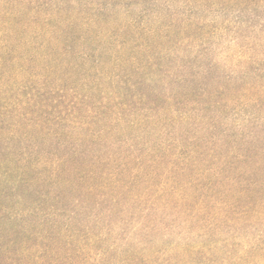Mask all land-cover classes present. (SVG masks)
Listing matches in <instances>:
<instances>
[{
	"label": "trees",
	"instance_id": "16d2710c",
	"mask_svg": "<svg viewBox=\"0 0 264 264\" xmlns=\"http://www.w3.org/2000/svg\"><path fill=\"white\" fill-rule=\"evenodd\" d=\"M176 1L199 21L182 19L187 9L181 12L175 0H143L146 31L133 15L124 14V25L111 24L122 9L112 13L110 0L84 6L75 0L80 8H71L69 0H0V149L20 171L0 173V264H157L130 250L146 246V237L188 224L190 231L212 228L200 240L213 231L251 227L252 221L264 224V182L257 173L230 177L225 170L234 160L225 168L226 161L208 164L220 160L225 146L232 154L233 137L257 139L256 127L245 134L225 130L222 101L214 100L223 96L218 90L210 101H196L191 92L183 95L179 82L181 90L171 91L162 107L157 94L141 92L145 83L156 87L154 74L172 84L174 77L190 79L188 71L205 53L199 49L219 34L207 15L241 11L238 6L251 0ZM188 30L192 36L184 38ZM248 40L251 49L261 46L260 39ZM172 52L176 75L161 68ZM39 135L53 155L36 157L50 171L25 173L33 153L21 150L14 157L7 141L29 139L38 151L32 138ZM130 138L135 143L122 149ZM209 209L221 225L209 219ZM168 217L170 226L164 224ZM203 244L183 250L176 261L182 255L186 264L216 261L201 253ZM212 264H264L263 237L237 257L228 253Z\"/></svg>",
	"mask_w": 264,
	"mask_h": 264
},
{
	"label": "rangeland",
	"instance_id": "374dc122",
	"mask_svg": "<svg viewBox=\"0 0 264 264\" xmlns=\"http://www.w3.org/2000/svg\"><path fill=\"white\" fill-rule=\"evenodd\" d=\"M69 1L71 3V8H80L81 5L84 6L95 2L102 3L104 0H83L81 5L75 2V0ZM160 2L164 3L165 0H160ZM110 3L111 6L115 8L111 11L112 13L117 12L118 15L119 9H122V17L119 18L118 16L116 20L111 18L109 20L111 24L116 23L118 25H124L127 22L124 14L128 16L133 15L137 18V23H141V30H147V28L143 27L147 21L146 14L143 11L145 8L143 0H110ZM175 4H178L176 0ZM177 8L181 12H184L187 9H184L180 2ZM238 8L241 9V11L231 10L229 12L221 13L216 11V13L207 15V21H210L211 25L219 28V34L215 36L214 41H212V38H209V43H205L203 49H199L201 52L205 50V53L203 52L201 54L202 57L196 59L195 63H193L195 64V68L188 71V74L191 76L190 79L186 77L185 80L187 81H179L180 79L178 77H174L172 79L175 83L172 84V81H162L160 76L158 78V74H154V79H156L155 81L157 83L155 85L156 87H151L149 84L145 83L141 88V92L148 95H151L153 92L157 94L155 99L158 101V106L162 107L164 106V103H168L166 97H169L171 91L181 90L180 87H177L179 82L181 83V86H185L181 90L183 91V95L191 92V96L196 101H202V99H208L210 101L212 93L218 90L224 97L219 96L214 100L222 101L221 106L226 113L224 116L226 119L225 124L228 127L224 129H230L231 134H233L232 131L236 133V130L245 134L249 131V127L251 126V128L256 127L255 131L260 134V131L264 130V122L259 119L264 116V0H251L249 4L244 3V5L238 6ZM186 11L187 14L184 13L182 19L187 22L189 19L191 21L190 25L199 21L193 20L195 19V11L193 9H187ZM236 20L237 22H240L241 25L236 27L234 24L230 23V21ZM224 23H229L233 26H228ZM192 32L193 30L186 31L184 33V38L191 37ZM248 38L260 39L259 43L261 46L257 45L254 49H251L252 44ZM131 39H133L132 36ZM140 43L144 44L142 40ZM212 46L213 48L206 50L208 47ZM168 47H164V49ZM194 47L195 46L190 50L187 48L183 50L184 52H188V50L191 52ZM179 55L183 54H178V56ZM176 56L177 55L172 52L169 54L168 60L162 64L161 68L165 70L164 72H166V74L171 68L176 75V69H174V65L177 66L178 63ZM147 58L148 57L145 59ZM181 64L182 63H179L178 66ZM193 73L196 76V83H194V79L192 78L194 77ZM149 77L150 76H147V78ZM191 80H193V83H191ZM67 87L70 88L72 86L67 85ZM230 87L233 88V91L230 90ZM251 99L252 101H250ZM189 103L192 104V100H190ZM212 107L218 108L214 106L213 103ZM157 130V136L162 135L164 132L161 128H158ZM258 134L257 139L253 136L247 140L240 136H238L237 139H234L233 137V141L230 145L233 150L232 154H230V149L225 146L224 151L220 153V160L218 162L210 160L208 162L209 167H216L220 162L226 161L223 166L225 168L226 165H228L229 160H234L225 170V173L229 174L228 176L233 177L234 173H257L256 177L261 178L264 182V137H259ZM32 139H37L38 143H33V145L40 147L38 151L32 147L29 139L24 138V140L18 142L15 141L14 143L12 141H6L9 143V147L13 149L12 155L14 157L20 156L21 150L25 151V155L33 153L32 156L28 155L26 157L27 161H25V164L27 167H25V173H46L45 170L49 172L50 168L42 166L40 164L41 159L36 157V154L44 155V160L51 159L53 153L51 152L50 143L44 141V138L40 135ZM134 143V138H130L126 141V145L123 143L122 149H128L131 147L130 145ZM98 151L99 150L96 147L95 153L98 154ZM258 153H262L259 158L252 156L257 155ZM244 154L248 156H245ZM228 157H230V159H228ZM236 157H238V159L235 160L234 158ZM245 157H250L251 160H248ZM16 167L17 164L12 161L11 158L4 155V148L0 149V173L9 170H12L11 173H20ZM213 173L221 172L215 171ZM243 178L245 177H241V179ZM231 190H234V186L231 187ZM225 199L230 202L237 201L236 197L233 198L228 196ZM123 200H128L127 193L123 195ZM194 206L195 207L193 208L196 209L197 206ZM206 213L209 215V219H213L218 226L221 225L222 219L220 217L215 219L211 209ZM184 218L186 219V217H181L179 219L180 224ZM170 221L171 218L168 217L164 220V224L170 226ZM251 224V227H248L247 225L232 227L229 229L231 231L227 232L228 234L213 231L210 238L209 236L202 238L204 244L203 246H200L201 253L205 255H209V253L210 255L213 254L216 256V261L218 260L219 262L228 253L237 257L238 252L245 248L248 243L258 241L260 236L263 237L264 241V224L258 220L255 222L252 221ZM189 228L190 224L186 225V229L183 230H181L182 228H170L165 233L163 232L159 235L154 234L153 236L146 237V246L139 245L138 248H132L130 251L134 252V249H136L137 251H140V257L144 258L145 261L152 259L153 262L158 261L157 264H174V262L176 264H186L189 262V259L184 258V255H182L179 256L180 258L176 261L177 254L182 253L183 250L191 249L190 247L198 246L202 243L200 237L204 233L209 232V230H212V228H209L202 231H190ZM109 244H112V241H108V245ZM144 249L147 251L142 252ZM112 253L118 256L123 255V253L116 251H113ZM216 261L212 260V262L208 264H212ZM205 263L207 264L206 261H203V264Z\"/></svg>",
	"mask_w": 264,
	"mask_h": 264
}]
</instances>
